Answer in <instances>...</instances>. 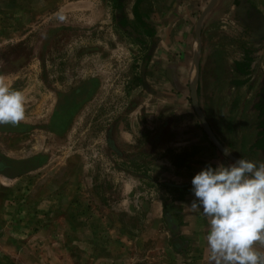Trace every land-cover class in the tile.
Returning a JSON list of instances; mask_svg holds the SVG:
<instances>
[{
  "label": "rangeland",
  "instance_id": "1",
  "mask_svg": "<svg viewBox=\"0 0 264 264\" xmlns=\"http://www.w3.org/2000/svg\"><path fill=\"white\" fill-rule=\"evenodd\" d=\"M113 1L0 0V75L26 97V119L0 125V264L201 263L196 245L169 248L162 206L182 204L162 184L177 156L200 155L199 171L231 162L189 98L194 26L211 0L191 13L188 0H146L156 38L148 61L149 39L141 46L117 27ZM217 1L200 23L195 99L219 143L259 164L264 154L249 145L264 81V0L235 9ZM243 3L258 24H245ZM240 41L256 52L248 82L235 87Z\"/></svg>",
  "mask_w": 264,
  "mask_h": 264
},
{
  "label": "clouds",
  "instance_id": "2",
  "mask_svg": "<svg viewBox=\"0 0 264 264\" xmlns=\"http://www.w3.org/2000/svg\"><path fill=\"white\" fill-rule=\"evenodd\" d=\"M26 119V97L0 75V125ZM224 155L231 152L225 148ZM187 206L208 221L209 264H264V162L243 158L206 165L191 180Z\"/></svg>",
  "mask_w": 264,
  "mask_h": 264
},
{
  "label": "trees",
  "instance_id": "3",
  "mask_svg": "<svg viewBox=\"0 0 264 264\" xmlns=\"http://www.w3.org/2000/svg\"><path fill=\"white\" fill-rule=\"evenodd\" d=\"M127 0H114L113 9L116 12L114 15L117 27L128 32L129 36L139 45H145V39H149L148 53L145 55V61L150 59L152 52L156 46L155 28L152 21L147 17L143 6L146 0H132L129 6L130 19L127 18L125 13V6ZM247 30V28L245 27ZM242 37V36H241ZM250 42L240 41L239 47L241 57L231 63V71L238 77L233 81L235 87H240L248 82V77L252 71V63L255 60L256 48L251 46ZM199 67H197L198 78ZM198 94V87L195 88V95ZM252 111L255 113V136L252 143L249 145L250 149L264 153V81H262L254 94V102L251 105ZM211 145V143H210ZM212 146V145H211ZM7 161H0L1 164L6 165ZM181 163V157L177 156L175 159V168L184 167L190 162V159H185ZM10 167V165H9ZM8 167V168H9ZM167 188L164 196H174L173 200H180L181 196L185 194V187L176 186L172 184H162ZM175 194V195H174ZM177 194V196H176ZM179 198V199H178ZM164 203V200L161 199ZM172 213L168 212L166 206H162V221L169 228V235L171 237L170 247L175 253H184L187 249L185 239L179 234L178 226L180 225V211L181 207L171 206Z\"/></svg>",
  "mask_w": 264,
  "mask_h": 264
},
{
  "label": "crops",
  "instance_id": "4",
  "mask_svg": "<svg viewBox=\"0 0 264 264\" xmlns=\"http://www.w3.org/2000/svg\"><path fill=\"white\" fill-rule=\"evenodd\" d=\"M208 0H188L189 7H188V12H193L194 9L192 6H202L205 4ZM226 1V0H222ZM220 2V0H219ZM217 1L216 4L219 3ZM231 3L235 4L233 9L238 6V0H231ZM214 5V6H215ZM190 20V19H189ZM177 22V20H175ZM175 22V23H176ZM254 140V139H253ZM264 154L263 152H260ZM214 159V158H212ZM199 160H203L200 158V155L195 156L193 160L187 164L184 167L178 168L175 173L174 179H171L169 181H165L170 184H174L176 186H183L185 187V194L180 198L181 200L178 201V203L182 204L181 205V211H180V225L178 226V232L179 234L185 239L187 249L186 251L190 253V251L194 252L195 251V245L197 247V251L200 253L198 256L200 258L201 263L200 264H209L208 262V250L206 247V234L208 230V221L201 216L199 213H194L192 212L189 207L187 206L190 204V202L194 199V195L192 192V185H191V180L192 178L200 172L197 164L193 163ZM217 163H221L220 159H215V163L212 164L214 167H216ZM225 163V162H222ZM226 164V163H225ZM206 166V165H205ZM189 173L191 174L192 178L187 180V177L189 176ZM161 215V214H160ZM166 235L168 237V233L166 232ZM171 248V247H169ZM258 250L263 251L264 248H261L259 245H257ZM191 252V253H192Z\"/></svg>",
  "mask_w": 264,
  "mask_h": 264
},
{
  "label": "water",
  "instance_id": "5",
  "mask_svg": "<svg viewBox=\"0 0 264 264\" xmlns=\"http://www.w3.org/2000/svg\"><path fill=\"white\" fill-rule=\"evenodd\" d=\"M215 0H211L209 2V4L205 7V9L200 13V15L198 16V19L195 23L194 26V37H195V41H196V45H197V53L193 56V61H194V80L193 82L189 85V98H190V105L191 108L195 114V116L197 117L200 126L203 130V133L206 135L207 139L210 141V143L213 145V147L226 159H228L231 162H234L236 160L235 157H233L231 154L229 156H225L224 155V147L219 143V141L216 139V137L214 136V134L212 133L208 123L206 122L199 106L198 103L195 99V86H196V78H197V58H198V50H199V33H200V23L202 18L204 17V15L212 8L213 3ZM244 9L246 10V8L249 7V5L247 3L243 4ZM250 12H248V15H250V13H255V9L254 8H250L249 9ZM256 16L259 18V20L261 21V16L259 14H256Z\"/></svg>",
  "mask_w": 264,
  "mask_h": 264
},
{
  "label": "flooded vegetation",
  "instance_id": "6",
  "mask_svg": "<svg viewBox=\"0 0 264 264\" xmlns=\"http://www.w3.org/2000/svg\"><path fill=\"white\" fill-rule=\"evenodd\" d=\"M243 4H245V3H243ZM250 8L251 7L249 6L248 8H246V10H243V11H245V17H247V21H248L245 24L246 25H249V23L250 24H253V23L258 24L257 21H258L259 18L256 16V11H255V13H250V15H248V12H250L249 11ZM242 9H244V6H243Z\"/></svg>",
  "mask_w": 264,
  "mask_h": 264
}]
</instances>
